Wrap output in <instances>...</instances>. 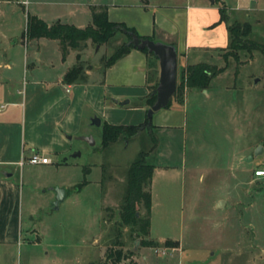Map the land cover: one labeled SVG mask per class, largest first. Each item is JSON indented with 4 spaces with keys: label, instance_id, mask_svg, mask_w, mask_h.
Returning a JSON list of instances; mask_svg holds the SVG:
<instances>
[{
    "label": "rangeland",
    "instance_id": "rangeland-1",
    "mask_svg": "<svg viewBox=\"0 0 264 264\" xmlns=\"http://www.w3.org/2000/svg\"><path fill=\"white\" fill-rule=\"evenodd\" d=\"M92 1L136 0H0V81L9 77V84L20 86L33 70L46 74L50 63L56 67L50 45L41 47L35 57L26 42L28 15L37 12L47 21L56 16L60 21L81 22L86 15L81 3ZM201 1L205 0L190 3ZM222 1L214 5L224 6L230 21L247 22V37L263 44L264 0ZM122 40L117 33L106 43L89 41L81 51L83 62L89 67L101 65ZM232 53L233 49L225 48L207 52L204 63L223 74L211 78L208 100L203 93L193 99L186 91L179 126L143 127L102 148L101 124L91 125L93 143L73 142L80 154L68 157L67 166L28 168L25 158L22 229L14 241L0 244V264H125L135 260L139 264H264V177L251 173L249 183L242 185L245 173L235 164H225L233 152L256 142L251 153L263 151L242 165L250 172L264 168V54L238 51L234 58ZM183 61L177 58L176 82ZM150 66L157 78L156 62ZM183 94L173 99L182 100ZM140 152L153 166H170L154 176L147 237L157 243L175 240V251L162 245L140 246L138 238L128 236L127 226L116 225L125 170ZM50 180L67 191L56 209L50 206ZM219 201L225 206L216 208ZM137 208L142 215L143 209ZM118 230L120 235H116ZM119 249L124 256L112 262L114 254L107 256V252ZM131 249L141 253L129 255ZM140 254L146 256L145 261L139 259Z\"/></svg>",
    "mask_w": 264,
    "mask_h": 264
},
{
    "label": "crops",
    "instance_id": "crops-1",
    "mask_svg": "<svg viewBox=\"0 0 264 264\" xmlns=\"http://www.w3.org/2000/svg\"><path fill=\"white\" fill-rule=\"evenodd\" d=\"M217 1L224 4L222 0ZM81 5L83 11L86 10L81 22H77L76 19L60 21L56 16H49L47 21L45 16L37 12L31 15L37 16L48 25L59 21L82 28L90 23V6H105L109 21L121 22L132 28L139 36L173 45L176 50V61L179 57L184 59L180 69L187 64L206 62L208 51H218L227 45L225 23L218 21V6H215L214 2L209 3L208 0L198 3H190V0L183 2L136 0L131 3L104 4L92 1ZM26 42L30 44L35 57L39 56L38 50L41 47L50 45L56 67L53 69L54 64L50 63L52 69L50 68L46 74L33 70L27 79L20 82V86L9 84V77L0 81V244L14 241L22 229L23 212L20 197L26 163L20 165L21 159L32 152H39L50 159L54 156L55 162L37 165L47 167L50 164L61 163L59 165L67 166L68 157L79 151L73 142L78 140L87 144L93 143L77 138L90 137V126L94 125L90 119L93 116L99 118V125L102 122L123 125L143 124L148 107L143 99L148 92V86L154 82L152 76L154 73L151 71V66H148L149 62H153L151 57L139 49L131 48L103 71L98 63L86 69L85 82L63 83L62 75L74 63L75 52L69 50L64 58H61L59 45L55 39L39 37L27 39ZM6 66L9 67L8 64ZM222 74L223 71H220L213 77ZM208 86L203 89H185L182 100L175 101L172 98L169 106L152 114L150 124L155 129L179 126L178 121L188 97L185 95L186 91L193 99L197 93H203L205 100H208L210 98V93L206 89ZM216 98L217 95L212 100ZM212 100L209 101L210 105ZM123 101L127 102L120 104ZM217 104L219 102H215L216 106ZM225 105L227 107V103ZM255 143L245 145L240 152H233L228 160H225V164H235V168L245 173V179H241L242 185L249 183L251 173L253 177H264V173H258L264 171V168L257 167L250 172L245 165H242L243 162L251 161L263 151L262 148L261 152L254 156L251 150L255 147ZM27 164L28 168L33 166ZM168 167L170 166H153L150 179V204L154 176L167 171ZM51 183L49 187L64 188L66 197L67 191L64 185L55 181ZM53 197L54 193L51 199ZM238 202L239 200H236L235 203ZM220 205L225 206V202L222 201ZM220 205L216 208H220ZM29 219H32L31 216ZM177 248L178 245L170 248V251H175ZM139 249L136 250L137 253L141 251ZM139 259L145 261L146 256L140 254ZM135 264L139 262L136 263L135 260Z\"/></svg>",
    "mask_w": 264,
    "mask_h": 264
},
{
    "label": "trees",
    "instance_id": "trees-1",
    "mask_svg": "<svg viewBox=\"0 0 264 264\" xmlns=\"http://www.w3.org/2000/svg\"><path fill=\"white\" fill-rule=\"evenodd\" d=\"M216 2L217 0H214V3ZM89 10L91 17L90 23L82 28H77L59 21H55L48 25L35 15L27 16L25 31L27 39L44 37L57 40L61 58H64L69 50L75 52L74 63L68 67L62 75L61 80L63 83L85 82V70L90 67L81 59V51L86 47L87 41H90L94 45H98L106 43L114 38L117 33H120L124 37V40H122L106 58H103L100 65V69L103 71L133 48L130 43H127L131 35H135L138 39H148L137 35L132 28L125 26V24L121 22L109 21L107 19L105 6H90ZM217 11L218 21L224 22L226 26L227 45L225 49L234 50V54L232 53L230 56L236 58L238 51L247 52L249 55H251L253 51L264 54V43H257L247 37L249 32V25L247 22L230 21L224 10V6H218ZM139 50L149 55L153 62H156V58L151 52H147L145 48ZM151 64L152 62H149L148 66ZM216 73H218V70H215L211 65L204 62L183 66L179 70L178 81L176 82L175 90L171 98L180 96L187 88H205ZM156 83L157 80L156 77H154V82L152 85L148 86V92L143 99L146 106L151 105L154 101ZM171 98L165 107L169 106ZM145 123L146 118L143 121V124ZM143 124L123 125L102 122L100 146L104 148L120 137L126 139L135 135ZM149 126L151 127L152 125L150 124ZM144 154V152H140L125 170V184L123 194L118 204V219L116 225L120 227L127 226L129 228L128 236L138 238L140 246L154 247L162 245L167 248H175L178 245V242L175 240L165 239L162 243H157L147 237L150 210L149 184L153 164L145 160ZM138 206L143 209L142 215L139 213ZM116 235H120L119 230ZM115 242L122 246L121 241L115 240ZM135 253L136 250L134 249L128 251L129 255ZM111 254H114L112 262H118L122 256H124L120 249L112 253H110V251L107 252V256ZM125 264H135V262L130 261Z\"/></svg>",
    "mask_w": 264,
    "mask_h": 264
},
{
    "label": "water",
    "instance_id": "water-1",
    "mask_svg": "<svg viewBox=\"0 0 264 264\" xmlns=\"http://www.w3.org/2000/svg\"><path fill=\"white\" fill-rule=\"evenodd\" d=\"M209 3H213L214 0H208ZM130 43L133 48L142 49L145 48L147 52H151L152 55L156 58L157 61V83L154 89V101L149 105L145 111L146 123L140 126V129L145 127L149 128L150 120L152 114L162 109L166 106L169 99L171 98L176 85V50L175 47L171 44L154 41L151 39H138L135 35H131L130 39L127 41ZM127 101L120 102V104L126 103ZM90 122L94 125H99V118L93 116L90 119ZM78 139H82L88 143H92V140L89 136H79ZM259 147V146H258ZM258 152L254 151L253 155L255 156ZM79 155V152L72 153L70 156L74 157ZM51 190L54 193V197L50 202V206L54 209L57 208V205L65 197V190L62 187H51ZM222 204V201H219ZM219 204V205H220ZM136 240L133 243V246H136Z\"/></svg>",
    "mask_w": 264,
    "mask_h": 264
},
{
    "label": "built area",
    "instance_id": "built-area-1",
    "mask_svg": "<svg viewBox=\"0 0 264 264\" xmlns=\"http://www.w3.org/2000/svg\"><path fill=\"white\" fill-rule=\"evenodd\" d=\"M67 90V89H65ZM27 163L31 164V165H37V164H49L52 162V160L46 156V155H43L39 152H32L30 153L27 157ZM24 160H25V157H23L20 161V165H22L24 163ZM258 173H261L263 174L264 171H258ZM157 248L154 249V252H157ZM161 254H163L164 252H160Z\"/></svg>",
    "mask_w": 264,
    "mask_h": 264
}]
</instances>
